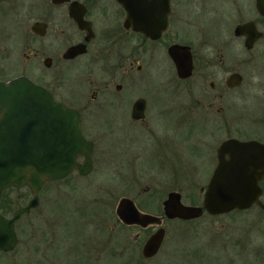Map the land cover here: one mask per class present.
<instances>
[{
	"label": "flooded vegetation",
	"instance_id": "af4514ba",
	"mask_svg": "<svg viewBox=\"0 0 264 264\" xmlns=\"http://www.w3.org/2000/svg\"><path fill=\"white\" fill-rule=\"evenodd\" d=\"M130 11L137 12L142 27L158 28L163 18L166 25L157 36H150L134 29L129 22ZM1 14L13 19L15 35L13 39L8 38L11 39L8 42L0 30V80L25 75L44 86L57 100L79 111L81 131L93 142L92 170L80 174L74 169L61 180H68L73 173L85 177L93 171L98 147L97 133H94L97 127L87 129L86 123L97 109L105 106L115 108L116 112L105 122L104 131L109 135L111 146H117L118 153L122 152L113 158L117 159L118 166L110 169L117 174L131 173L133 187L139 191V173H161L170 167V181L175 180L178 145L170 138L174 135L173 128L170 130L164 125L167 118L188 121L196 114L204 126L214 127L213 132L204 128L193 143L194 148L201 143L210 145L207 157L211 158V164L203 192L219 163V149L226 139L255 140L264 145V0H0ZM173 44L185 46L191 55L188 76L181 77L177 72L169 54V46ZM12 62L18 64L17 69ZM86 63L90 65L83 69ZM91 70L97 73L89 95L72 94L66 87L62 88L61 76L67 79L68 74ZM137 76H140L138 83ZM235 79L237 83L233 84ZM238 88L240 92H235ZM181 96L186 98V104L180 108ZM235 107L249 112L257 125L256 132L244 135L226 132L227 128L242 129L241 123L231 121L230 114ZM193 127L191 123L187 137L192 135ZM224 157L229 155L225 152ZM77 159L82 161V156ZM164 182L143 187L154 191L141 201L128 195L118 198L116 189L108 186L89 194L88 202L111 205L117 198L118 204L121 198L129 197L141 211L162 216V222L163 200L169 192L162 197L161 191L169 181ZM258 183L259 201L224 213L256 208L258 213L250 222L264 221L261 205L264 204V176ZM153 201L155 206L160 205L158 210L142 208ZM89 212L87 216L95 211ZM117 222L144 230L154 224L161 225L126 223L118 215ZM249 227L240 237L229 241L243 249V245L252 242L249 232L255 227L254 223ZM35 231L31 235L35 242L37 237L47 233L41 230L38 236ZM151 233L152 230L145 240ZM17 237L14 249L20 240L18 233ZM93 251L91 249L85 257L86 264H95L97 257ZM252 251L258 253L257 249ZM69 255L73 259L64 264H81L82 254L76 252L75 247Z\"/></svg>",
	"mask_w": 264,
	"mask_h": 264
},
{
	"label": "rangeland",
	"instance_id": "374dc122",
	"mask_svg": "<svg viewBox=\"0 0 264 264\" xmlns=\"http://www.w3.org/2000/svg\"><path fill=\"white\" fill-rule=\"evenodd\" d=\"M12 20L10 15H0V30L5 34L4 39L14 38L15 33L12 28L15 26ZM10 40L8 39V42ZM12 63L13 68L17 69L18 64ZM89 65L86 63L83 69ZM74 73L75 75L68 74L67 79L61 76L62 88L66 87V90L72 94L89 95L96 81L97 72L91 70ZM135 80L138 83L140 76L135 77ZM236 91L240 92V88ZM232 96H235V93H232ZM183 104H186V98L181 96L179 107L181 108ZM235 109V113L230 114L232 124L239 122L243 125L242 129L227 128L226 132L240 135L256 132L257 125L248 114L249 112L246 113L242 108L235 107ZM115 112V108L105 106L97 109L93 116L87 119V129L97 127L94 133H97L95 135L98 147L94 155L93 171L85 177L73 173L65 181L57 179L46 182L39 191L38 206L23 213L17 219L16 230L20 239L19 243L12 251H0V264L43 262L64 264L73 259V256L69 255L72 247L82 254L81 264L87 263L85 257L87 258L91 249H94V256L97 257L95 264H228L231 261L233 264H264V221H252L255 226L249 232L252 242L243 245V249L229 241L232 237H240L245 229L250 228L252 223L250 220L258 213L256 208L218 215H209L204 212L200 217L189 221L163 216L161 225L166 232L163 243L155 255L147 258L142 256L141 247L145 237L157 226L154 224L144 230L135 225H120L115 212L118 198L128 195L141 201V198L154 191L153 188L144 190L143 187L157 186L158 182H162L163 185L164 181L168 180V186L161 191L162 197L174 189L181 192L184 203L200 204L211 164V158L207 157L210 145L201 143L194 148L193 143L204 128L213 132L214 127L204 126L200 116L196 114L188 121L171 117L165 119L164 125L170 130L173 128L174 135L170 138L175 139L178 145V169L175 180L173 183L170 181V167L161 173H139L138 182L141 185L139 191L138 188L133 187L131 173L117 174L110 169V167L118 166L117 159L113 160V158L122 154V152L118 153L117 146H111L109 135L104 131L105 122ZM180 114H182L181 111ZM184 116L188 117V114ZM191 123L194 125L192 135L187 137ZM155 167H158L157 164ZM108 186L115 188L116 193L119 194L111 205L88 202L89 194ZM6 195L8 196L6 198L12 200L13 207L6 213L7 215H11L15 208L25 204L31 197L27 186L9 189ZM159 206H155L153 201L143 205L142 208L151 211V208L158 210ZM91 210L95 212L87 216ZM261 218L263 219L262 216ZM33 230H36L38 236L41 230H46L47 233L43 237H35V242L31 236ZM253 249H257L259 254L251 253H255Z\"/></svg>",
	"mask_w": 264,
	"mask_h": 264
},
{
	"label": "water",
	"instance_id": "95a60500",
	"mask_svg": "<svg viewBox=\"0 0 264 264\" xmlns=\"http://www.w3.org/2000/svg\"><path fill=\"white\" fill-rule=\"evenodd\" d=\"M129 15L134 29L150 36H157L166 25V18H163L158 28H145L137 12L130 11ZM169 54L179 76H188L192 62L185 46L170 45ZM92 152L93 142L81 131L77 109L57 100L47 88L25 75L0 80V199L4 189L10 186L26 185L31 192L28 201L11 215L0 211L1 251H10L16 246L15 221L38 205L43 184L61 179L74 169L80 174L89 173L93 166ZM225 152L228 158L224 157ZM78 156H82V161ZM263 176L264 145L255 140L228 138L220 146L219 163L203 192L202 204L184 203L181 192L171 190L163 200V216L187 220L204 212L220 214L247 208L259 201L258 182ZM261 205L264 208V204ZM116 213L122 221L142 226L162 220V216L138 209L129 197L121 198ZM164 235V226H158L145 240L142 255H155Z\"/></svg>",
	"mask_w": 264,
	"mask_h": 264
},
{
	"label": "trees",
	"instance_id": "16d2710c",
	"mask_svg": "<svg viewBox=\"0 0 264 264\" xmlns=\"http://www.w3.org/2000/svg\"><path fill=\"white\" fill-rule=\"evenodd\" d=\"M13 188H17V187H8L4 190L3 194H2V197H1V201H0V210L2 211V213L6 214L7 212H9L10 210H12V200L11 199H8L6 197H8L6 195L7 191L9 189H13ZM16 209V208H15ZM14 211V210H13ZM181 220H184V219H181ZM191 220V219H190ZM186 221H189V220H186Z\"/></svg>",
	"mask_w": 264,
	"mask_h": 264
}]
</instances>
